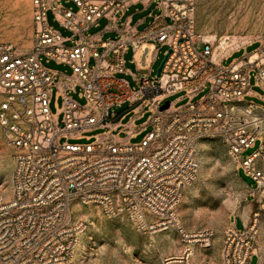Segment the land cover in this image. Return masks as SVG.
<instances>
[{
    "label": "built area",
    "instance_id": "1",
    "mask_svg": "<svg viewBox=\"0 0 264 264\" xmlns=\"http://www.w3.org/2000/svg\"><path fill=\"white\" fill-rule=\"evenodd\" d=\"M68 1L76 12L58 0H32L28 52L0 42V129L14 150L9 195L0 194V264L69 263L85 226L73 218V201L96 205L109 219L125 215L139 233L173 229L185 245L209 249L213 232L185 230L177 207L183 189L197 176L195 143L214 136L224 140L230 159L254 182L250 195L255 202L263 203L264 108L242 98L257 97L264 103V45L224 67L223 60L234 50L217 53L213 41L197 32L193 0H143L144 10L154 3L158 13L142 30L138 27L145 17L135 23L126 17L120 25L116 18L117 12L138 2ZM48 13L71 33L70 38L48 25ZM102 18L107 19L105 28L98 35L84 36ZM110 32L116 34L114 39L101 37ZM71 39L75 43L66 45ZM147 41L166 46L171 54L159 77L153 76L151 67L138 78L136 67L135 72L126 68L124 55L128 47L134 54ZM157 53L158 49L152 63ZM41 57L69 67L73 75L46 70ZM252 70L262 94L250 89ZM54 85L62 97V127L49 110ZM206 87L204 97L194 102ZM181 91L188 97L185 105L174 108L169 102L160 110L170 95ZM146 100L154 109L152 130L134 145L128 141L135 132L129 123L121 129L126 137L118 138L121 126L109 120L114 117L109 110L141 101L135 107L139 112ZM95 129L107 133L88 144L68 143ZM63 137L65 141L58 143ZM258 137H263L260 147L244 157ZM257 217L256 212L243 230L224 229L221 264H249ZM190 253L185 247L165 264L176 260L188 264Z\"/></svg>",
    "mask_w": 264,
    "mask_h": 264
},
{
    "label": "rangeland",
    "instance_id": "2",
    "mask_svg": "<svg viewBox=\"0 0 264 264\" xmlns=\"http://www.w3.org/2000/svg\"><path fill=\"white\" fill-rule=\"evenodd\" d=\"M138 2L130 6L125 12H117L116 18L119 25L126 17L132 23L145 17V21L138 27L142 30L152 21L154 14L158 13L155 4H151L144 10L143 0H130ZM195 29L205 38L213 41L214 49L221 54L230 50V53L222 62L224 67H231L234 63L257 51L261 44L264 45V0H193ZM58 3L71 8L74 12L76 7L68 0H58ZM48 25L59 31L64 38H70L71 33L58 26L53 16L48 13ZM107 25V19H100L92 26L84 36L88 37L101 32ZM115 33H106L104 39H114ZM33 38L32 24V0H0V42L11 43L21 53L30 50ZM222 42L224 44L222 45ZM75 39L69 40L66 45H73ZM158 49L157 57L152 63L154 52ZM166 46L147 41L140 44L133 54L130 47L124 55L126 68L135 72L138 70V78L147 75L152 67L156 76V70L162 61ZM41 65L46 70L64 72L72 76V70L65 65H57L54 62L41 57ZM92 66V62L89 63ZM128 79L131 85H137L131 81L128 75H122ZM255 71L249 72L250 89L256 94H262L260 88L255 84ZM57 79L55 80V83ZM208 87L199 92L193 101L201 100ZM78 102L84 103L77 95L73 96ZM166 101L172 102L174 108L185 105L188 101L184 91L170 95ZM244 103H254L264 108V103L257 97L244 96ZM142 102H137L130 107V102L109 110L114 114L109 120L119 123L121 128L116 130L118 138L124 139L126 134L121 129L131 123L134 128L130 136L131 144H139L152 130L150 120L154 109L149 101H145L139 112L135 107ZM162 104V103H161ZM62 106V97L54 85L49 100V110L57 117L60 127L63 126L64 115L59 112ZM107 129H95L91 132L81 133L77 138L68 139V143L84 145L92 142L96 136L106 134ZM58 143H63L65 138H59ZM263 142V137H258L253 145L247 149L243 156H248L257 150ZM198 172L195 181L186 189L178 206V214L184 229L188 232L211 230L213 241L220 247L226 219L235 214L243 207V201L247 194L246 188L241 184V179L249 188L255 184L244 172L240 165L235 166L227 154V146L219 136L203 139L195 144ZM13 153L11 146L4 141L0 129V194L9 195L10 179L13 170ZM239 178V179H238ZM72 209L75 210L73 213ZM264 211V203L262 205ZM71 211L76 221H83L85 226L83 232L78 234L73 256L67 264H165L170 258L179 257L187 247L178 233L171 229L154 234H142L137 232L124 215L117 218H106L100 208L96 205H79L76 201L71 203ZM121 217V218H120ZM252 216H250V219ZM250 219L247 225L250 223ZM246 225V226H247ZM237 229L243 230L241 222H237ZM209 251V252H210ZM208 253V252H207ZM208 257H201L200 264H208ZM256 261V252L251 256L249 264ZM168 264H180L170 262Z\"/></svg>",
    "mask_w": 264,
    "mask_h": 264
},
{
    "label": "crops",
    "instance_id": "3",
    "mask_svg": "<svg viewBox=\"0 0 264 264\" xmlns=\"http://www.w3.org/2000/svg\"><path fill=\"white\" fill-rule=\"evenodd\" d=\"M99 33H97L96 35H98ZM104 34H106V33H104ZM103 35L101 36L102 38H103ZM202 141L203 140L197 141L195 144H199ZM195 154H196V148H195ZM239 181L246 188L247 194H246L245 199L243 201V207L240 210H238L237 213L229 215L227 217L226 227L227 226H234L235 228H237L236 227L237 222L240 221L242 229H244V227L247 225V223L250 219V216H253V214L257 212L258 217H257V225H256V234H255L254 240H253V251H252V253L254 251L256 252V261L254 264H264V211L262 209V205H263L264 201H263V203H256L255 198H253L250 195V191L253 188L247 187V185L241 179H239ZM188 187L183 189L182 197H183V195H184V193ZM177 215H178V219L180 221L179 214H178V207H177ZM180 223H181V221H180ZM189 232H191V231H189ZM187 247L191 250V253L188 257V264H200V258L201 257H208L210 259L208 264H221L222 240H221L220 247L218 246V244H216V242H214L213 249L211 251H210V249L212 247V243H211V247L209 249H202L199 246H197L196 244H191V245H188Z\"/></svg>",
    "mask_w": 264,
    "mask_h": 264
},
{
    "label": "water",
    "instance_id": "4",
    "mask_svg": "<svg viewBox=\"0 0 264 264\" xmlns=\"http://www.w3.org/2000/svg\"><path fill=\"white\" fill-rule=\"evenodd\" d=\"M170 54H171V50L168 49V50H167V53L164 55L162 61L160 62L159 66H158V68H157V70H156V76H157V77L160 76L161 71H162V69H163V67H164V64H165V62H166V60H167V58H168V56H169ZM168 106H169V101H165V102L163 103V105L160 107V110H164V109L168 108Z\"/></svg>",
    "mask_w": 264,
    "mask_h": 264
},
{
    "label": "bare ground",
    "instance_id": "5",
    "mask_svg": "<svg viewBox=\"0 0 264 264\" xmlns=\"http://www.w3.org/2000/svg\"><path fill=\"white\" fill-rule=\"evenodd\" d=\"M223 44H224V42H222V45H223ZM79 205H81V204H79ZM81 206H82V205H81ZM72 211H73V213H75V210H74V209H72ZM123 216H124V215H121V217H123ZM121 217H120V218H121ZM80 232L82 233L83 230H81ZM80 232H79V233H80ZM74 249H75V248H74ZM73 252H74V251H73ZM175 258H178V257H175ZM177 261H178V260H176V262H177Z\"/></svg>",
    "mask_w": 264,
    "mask_h": 264
}]
</instances>
